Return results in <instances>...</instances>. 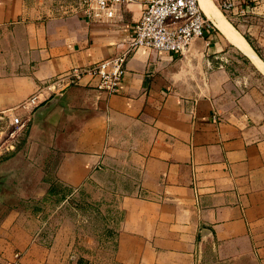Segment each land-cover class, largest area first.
Wrapping results in <instances>:
<instances>
[{"label":"crops","instance_id":"0c3cea01","mask_svg":"<svg viewBox=\"0 0 264 264\" xmlns=\"http://www.w3.org/2000/svg\"><path fill=\"white\" fill-rule=\"evenodd\" d=\"M243 1L229 18L264 61V0ZM83 6L0 0V256L53 263L48 221L3 203L61 191L103 207L117 264H264V74L214 27L183 55L137 47L115 93L72 82L123 50L147 0L110 22Z\"/></svg>","mask_w":264,"mask_h":264},{"label":"built area","instance_id":"2783aa9c","mask_svg":"<svg viewBox=\"0 0 264 264\" xmlns=\"http://www.w3.org/2000/svg\"><path fill=\"white\" fill-rule=\"evenodd\" d=\"M80 9L85 19L94 22L114 21L119 6L132 0H83ZM221 11L229 16L234 9L239 15H246L248 8L243 0H215ZM215 27L204 13L199 0H147L142 17L133 24V31L121 52L99 60L85 69L71 70L70 81L77 82L83 74L96 80L95 87L108 94L119 90L126 72L129 57L139 46L183 55L197 38H203L208 30ZM36 97L31 98L35 102ZM14 124H21L19 117ZM5 264H23L20 253Z\"/></svg>","mask_w":264,"mask_h":264},{"label":"rangeland","instance_id":"374dc122","mask_svg":"<svg viewBox=\"0 0 264 264\" xmlns=\"http://www.w3.org/2000/svg\"><path fill=\"white\" fill-rule=\"evenodd\" d=\"M213 1L221 11L218 3ZM224 16L237 28L229 16L226 14ZM215 28L217 27L215 26ZM217 30L219 29L217 28ZM227 42L231 44L229 41ZM231 45L237 49L233 44ZM246 64L248 65L247 62ZM239 65H241L240 69L247 73L248 67L244 64ZM261 74L259 71L256 72L259 77L262 76ZM22 182L23 179H16L15 190L17 192ZM12 187L1 188L0 193L5 190L11 191ZM2 198L4 195L2 197L0 194V201ZM12 198L13 200L4 202L3 205L25 208L35 223L43 220L48 221L44 229L43 244L50 248V252L54 255L52 264H117L113 255L114 234L112 230L114 227L105 218L103 207L87 196L59 191L42 198L31 197L20 200L19 195H14ZM5 213L0 211V215ZM17 253L23 255L21 252L15 254ZM12 258L0 256V264H5ZM205 264L214 263L207 261Z\"/></svg>","mask_w":264,"mask_h":264},{"label":"bare ground","instance_id":"6f19581e","mask_svg":"<svg viewBox=\"0 0 264 264\" xmlns=\"http://www.w3.org/2000/svg\"><path fill=\"white\" fill-rule=\"evenodd\" d=\"M206 16L218 27L226 38L247 54L256 67L264 74V61L253 50L248 40L237 30L236 27L224 16L212 0H199Z\"/></svg>","mask_w":264,"mask_h":264},{"label":"trees","instance_id":"16d2710c","mask_svg":"<svg viewBox=\"0 0 264 264\" xmlns=\"http://www.w3.org/2000/svg\"><path fill=\"white\" fill-rule=\"evenodd\" d=\"M247 38V40L249 41V38L247 36H245ZM250 42V41H249Z\"/></svg>","mask_w":264,"mask_h":264}]
</instances>
